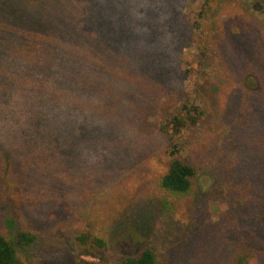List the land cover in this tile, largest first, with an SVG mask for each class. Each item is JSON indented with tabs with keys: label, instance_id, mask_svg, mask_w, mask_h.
I'll return each instance as SVG.
<instances>
[{
	"label": "rangeland",
	"instance_id": "obj_1",
	"mask_svg": "<svg viewBox=\"0 0 264 264\" xmlns=\"http://www.w3.org/2000/svg\"><path fill=\"white\" fill-rule=\"evenodd\" d=\"M96 1L106 11L91 16L86 27L122 37L130 28L113 33L118 0ZM202 2L161 0L152 7L155 13H145L146 34L151 40L160 36L170 41L173 48H162L155 61L147 62L133 109L137 142L117 150L105 131L85 136L94 156L103 151L110 155L88 170L66 151L78 183L55 178L52 157L27 132L30 117L22 104L11 102L7 115L0 113V179L5 175L13 180L27 223L36 230L32 264H122L121 256L145 248L157 264H264V0L222 1L216 19L219 73L213 77L201 74L194 48L201 34L190 30ZM11 3L0 0V25L31 23L33 32L45 35L41 18L8 14L5 8L12 9ZM124 3L125 12L129 5ZM143 9L139 7L141 14ZM46 25L62 37L67 23L64 17ZM172 53L187 57L189 65L179 68ZM202 84L208 89L201 93ZM190 95L194 105L209 104L210 110L187 124L171 154L173 147L156 122L191 100ZM246 108L254 112L252 118H244ZM172 157L196 170L186 194H173L158 184ZM0 185V233L12 237L18 220ZM83 234L104 239L108 248H97L94 256L81 254L76 237Z\"/></svg>",
	"mask_w": 264,
	"mask_h": 264
},
{
	"label": "trees",
	"instance_id": "obj_2",
	"mask_svg": "<svg viewBox=\"0 0 264 264\" xmlns=\"http://www.w3.org/2000/svg\"><path fill=\"white\" fill-rule=\"evenodd\" d=\"M9 1L13 8H5L8 14L10 11H19L32 19L41 18L46 30L45 35H42L33 32L34 25L31 23L18 24L12 28L7 24L0 25L1 117L7 115L11 102L22 104L30 117L27 132L31 130L29 133L39 138L40 150L52 157L50 168L55 178L61 182L78 183L80 177L70 169L64 155L66 151L72 152L75 159L88 170L97 167L106 154L110 155L109 151H103L104 154L94 156L85 144V136L105 131L107 141L117 150L137 142L138 124L134 122L137 118L133 109L137 91L145 82L147 62L155 61L162 48H173L170 41L166 42L160 36L152 37L151 40L143 24L145 13H155L152 7L161 0H118V13L112 18L118 26L113 29V33L115 30L120 32L121 29H130L124 32L125 36L117 38L103 34L104 28H99L100 32L94 27H86L85 21L91 16L95 19L98 14L105 13L106 6L101 1ZM124 1L129 5L125 12V3L121 5ZM222 1L203 0L198 17L190 25V30H197L201 34L194 48L203 65V76L213 77L219 73L217 66L221 55L216 19L223 7ZM139 7L144 8V14L139 12ZM64 17L67 26L61 28V37L50 30L46 22L58 23ZM171 56L177 66L189 65L187 57L174 53ZM209 65L215 70L212 74L206 67ZM206 86L202 84L201 93L208 89ZM192 99H188L181 107L172 108L156 122L160 134L173 147L171 154L176 152L187 124L195 123L204 111L210 110L209 104L200 107L194 105ZM192 111L196 115H192ZM253 115L254 112L249 108L243 111L244 118H252ZM196 176L191 164L172 157L167 169L158 178V184L173 194H186ZM0 184L4 185V196L18 220L14 236L7 237L0 233V264H24L21 258L32 264L36 230L27 223L23 200L13 180L3 175ZM76 239L78 245L82 246L81 254L94 256L97 248L101 251L108 248L107 242L95 235L83 234ZM120 262L157 264L149 248L137 254L121 256Z\"/></svg>",
	"mask_w": 264,
	"mask_h": 264
}]
</instances>
